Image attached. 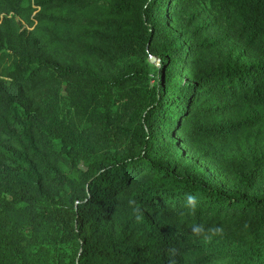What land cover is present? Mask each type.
<instances>
[{"label": "trees", "instance_id": "16d2710c", "mask_svg": "<svg viewBox=\"0 0 264 264\" xmlns=\"http://www.w3.org/2000/svg\"><path fill=\"white\" fill-rule=\"evenodd\" d=\"M0 264H264V0H0Z\"/></svg>", "mask_w": 264, "mask_h": 264}, {"label": "rangeland", "instance_id": "374dc122", "mask_svg": "<svg viewBox=\"0 0 264 264\" xmlns=\"http://www.w3.org/2000/svg\"><path fill=\"white\" fill-rule=\"evenodd\" d=\"M173 139V138H172ZM172 156L173 158L175 157H181L183 159H191L193 157H195V155H193L192 153L189 152L188 149H186L184 146L182 145H176L174 147V150L172 152ZM171 158V157H170ZM200 165L206 169H208L210 172H214L213 169L211 168L210 165H208L207 163L205 162H200ZM143 218L145 219L146 218V215L144 213H142ZM142 219V217H140ZM153 220H151L150 218H146V222H147V225L150 227L152 226L153 228H156V229H164L165 228L163 226H161L160 224H156V223H153L152 222ZM117 222L118 224L121 226V227H128L129 225H131V223H133V220L131 218H129L128 216H124V217H120L117 219ZM161 227V228H160Z\"/></svg>", "mask_w": 264, "mask_h": 264}, {"label": "water", "instance_id": "95a60500", "mask_svg": "<svg viewBox=\"0 0 264 264\" xmlns=\"http://www.w3.org/2000/svg\"><path fill=\"white\" fill-rule=\"evenodd\" d=\"M153 60H154V58H153V57H151V58H150V61H153Z\"/></svg>", "mask_w": 264, "mask_h": 264}]
</instances>
